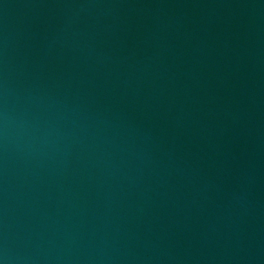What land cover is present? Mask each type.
<instances>
[{"label": "water", "instance_id": "1", "mask_svg": "<svg viewBox=\"0 0 264 264\" xmlns=\"http://www.w3.org/2000/svg\"><path fill=\"white\" fill-rule=\"evenodd\" d=\"M0 264H264V0H0Z\"/></svg>", "mask_w": 264, "mask_h": 264}]
</instances>
